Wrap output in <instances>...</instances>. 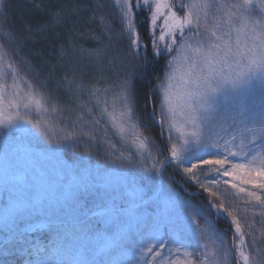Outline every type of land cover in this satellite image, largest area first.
Instances as JSON below:
<instances>
[{
  "label": "snow or ice",
  "instance_id": "1",
  "mask_svg": "<svg viewBox=\"0 0 264 264\" xmlns=\"http://www.w3.org/2000/svg\"><path fill=\"white\" fill-rule=\"evenodd\" d=\"M13 6L0 264H264V0H72L23 31ZM37 35L64 37L63 100L21 54Z\"/></svg>",
  "mask_w": 264,
  "mask_h": 264
},
{
  "label": "trees",
  "instance_id": "2",
  "mask_svg": "<svg viewBox=\"0 0 264 264\" xmlns=\"http://www.w3.org/2000/svg\"><path fill=\"white\" fill-rule=\"evenodd\" d=\"M37 3H42L47 5V11H41L40 9H34L31 5H26L21 7L19 5H24L25 0H13V7L9 10L8 22L17 31H23L25 25H32L36 27L41 23H44L51 16V13L59 8L64 3H71L72 0H36ZM85 2L91 4L92 0H85ZM106 3H110L111 0H105ZM85 16L87 13L84 14ZM84 27H92L94 31L98 34L100 33V28L89 25L86 22ZM103 43H107V35L102 36ZM64 42V37L56 38L53 36L37 35L35 39L27 40L23 43L21 54L32 60V63L39 69L40 76L38 79H44L48 74L51 65H56L55 71L52 73L53 79L49 83V89L52 91L53 95L60 100L65 98V93L62 89L57 88V82L61 81V77L65 73V68L60 67L57 61V49L59 45ZM88 47H94L95 42L90 40H82ZM114 51V50H110ZM24 74L27 75L29 79H34L35 72H28L25 70ZM111 75V73H109ZM35 82V79H34ZM99 162L103 164V157H97ZM224 227V225H221Z\"/></svg>",
  "mask_w": 264,
  "mask_h": 264
}]
</instances>
